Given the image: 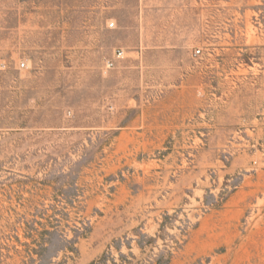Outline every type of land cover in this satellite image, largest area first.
Wrapping results in <instances>:
<instances>
[{
  "label": "rangeland",
  "instance_id": "rangeland-1",
  "mask_svg": "<svg viewBox=\"0 0 264 264\" xmlns=\"http://www.w3.org/2000/svg\"><path fill=\"white\" fill-rule=\"evenodd\" d=\"M0 264H264V0H0Z\"/></svg>",
  "mask_w": 264,
  "mask_h": 264
},
{
  "label": "built area",
  "instance_id": "built-area-1",
  "mask_svg": "<svg viewBox=\"0 0 264 264\" xmlns=\"http://www.w3.org/2000/svg\"><path fill=\"white\" fill-rule=\"evenodd\" d=\"M195 54H199L200 53V49H196V51L194 52ZM120 55V52L118 51L117 52V56H119ZM25 64H24V62H20L19 63V66L20 67H23Z\"/></svg>",
  "mask_w": 264,
  "mask_h": 264
}]
</instances>
